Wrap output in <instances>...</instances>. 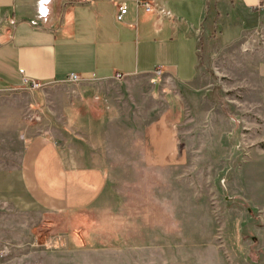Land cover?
I'll list each match as a JSON object with an SVG mask.
<instances>
[{"label":"crops","instance_id":"1","mask_svg":"<svg viewBox=\"0 0 264 264\" xmlns=\"http://www.w3.org/2000/svg\"><path fill=\"white\" fill-rule=\"evenodd\" d=\"M140 1L0 0V203L8 209L84 217L125 174L151 181L148 192H165L169 214L173 198L188 199L172 180H187L183 167L202 165L217 148L195 143L190 163L182 124L194 117L197 133L227 124L202 48L231 46L262 28L264 0H156L173 15L164 20ZM122 3L128 11L119 20ZM71 73L92 84L67 98L62 125L42 120L44 109L26 92L72 81ZM259 74L264 105V63ZM33 79L42 87L32 88ZM121 81L132 99L106 87ZM173 167L180 171L173 175Z\"/></svg>","mask_w":264,"mask_h":264},{"label":"rangeland","instance_id":"2","mask_svg":"<svg viewBox=\"0 0 264 264\" xmlns=\"http://www.w3.org/2000/svg\"><path fill=\"white\" fill-rule=\"evenodd\" d=\"M248 35L231 46L202 48L201 67L227 124L219 120L215 132L197 133L195 110L189 113L194 122L182 124L190 163L197 151L192 147L201 141L216 145L214 156H219L184 166L188 179L172 180V188L183 196L187 192L188 199L173 198L169 214L161 198L165 192H148L151 181L131 180L125 174L127 179L113 181L105 201L86 210L84 217L39 210L24 214L0 203V264H264V105L259 74L264 25ZM91 84H50L40 92L28 90L27 99H38L42 120L62 125L67 98ZM125 84L106 87L132 99L125 94L130 91ZM27 105L30 115L34 106ZM174 168L173 175L180 171ZM162 183L156 181V188ZM121 184L123 190L116 191ZM176 202L183 204L176 208Z\"/></svg>","mask_w":264,"mask_h":264},{"label":"built area","instance_id":"3","mask_svg":"<svg viewBox=\"0 0 264 264\" xmlns=\"http://www.w3.org/2000/svg\"><path fill=\"white\" fill-rule=\"evenodd\" d=\"M140 4H142L147 11H156L158 12L159 14V18L160 20H164V18H171L173 17V15L167 11L164 7H162L156 0H141L140 1ZM128 11V5L126 3H122L120 6H119V11L117 13V18L119 20H123L124 18V15L126 14V12ZM156 72L158 74H161L163 72V69L162 68H158L156 70ZM117 77L118 78H122L123 77V74L122 73H117ZM79 76L75 73H71L70 76H69V79L72 80V81H75V80H79ZM43 85V83H41V81H38V80H32V85L31 87L32 88H41Z\"/></svg>","mask_w":264,"mask_h":264}]
</instances>
